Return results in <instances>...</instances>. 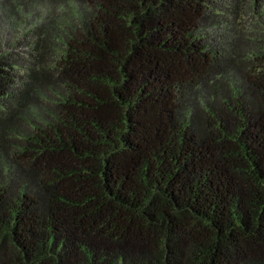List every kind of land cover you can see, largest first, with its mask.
Segmentation results:
<instances>
[{
  "label": "trees",
  "instance_id": "16d2710c",
  "mask_svg": "<svg viewBox=\"0 0 264 264\" xmlns=\"http://www.w3.org/2000/svg\"><path fill=\"white\" fill-rule=\"evenodd\" d=\"M48 1L0 45V264H264V0Z\"/></svg>",
  "mask_w": 264,
  "mask_h": 264
},
{
  "label": "rangeland",
  "instance_id": "374dc122",
  "mask_svg": "<svg viewBox=\"0 0 264 264\" xmlns=\"http://www.w3.org/2000/svg\"><path fill=\"white\" fill-rule=\"evenodd\" d=\"M73 6L78 11L83 10L79 1H74ZM51 12L48 0H0V45L9 49L14 48L20 55H24L23 53L30 49L29 44L33 38L32 31L46 24ZM54 14L62 15L61 5L54 10L52 15ZM206 27L210 35L215 36L223 43L232 32L231 23L223 17L212 18ZM19 75L24 76V73L19 71ZM14 125L19 127L18 123ZM5 163H8V158ZM7 167L2 166L1 172L7 173V180L14 182L15 173H12L11 169V172L9 169L6 170Z\"/></svg>",
  "mask_w": 264,
  "mask_h": 264
}]
</instances>
